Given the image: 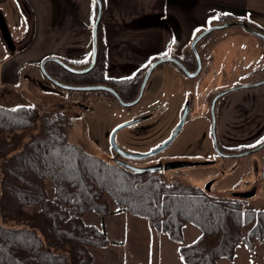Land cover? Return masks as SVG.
I'll list each match as a JSON object with an SVG mask.
<instances>
[{
  "label": "trees",
  "instance_id": "trees-1",
  "mask_svg": "<svg viewBox=\"0 0 264 264\" xmlns=\"http://www.w3.org/2000/svg\"><path fill=\"white\" fill-rule=\"evenodd\" d=\"M234 18L221 14L216 22ZM89 62L90 58L72 66L84 68ZM146 67L129 77H108L100 25L96 61L88 72L74 74L54 62L45 65L62 83L107 85L124 101L135 98ZM68 92L82 95L85 102L90 98L118 104L104 91ZM37 117L34 105H0V264H94L89 248L106 247L113 241L103 226L86 224L83 216L89 212L109 215L105 194L117 210L147 219L179 243L183 264H218L220 258L232 261L240 243L254 251L255 242L264 240V209L242 208L235 201L238 198L223 192L210 194L154 173L129 171L95 147L71 142L66 131L70 120L58 109L41 115L40 130L20 147ZM187 225L199 235L181 244Z\"/></svg>",
  "mask_w": 264,
  "mask_h": 264
},
{
  "label": "rangeland",
  "instance_id": "rangeland-1",
  "mask_svg": "<svg viewBox=\"0 0 264 264\" xmlns=\"http://www.w3.org/2000/svg\"><path fill=\"white\" fill-rule=\"evenodd\" d=\"M13 3V0H8L6 4L0 5V10L7 22L11 40L20 36L22 39L16 43L23 46L26 40L22 32L24 23L22 20H18L15 10L17 6ZM248 8L247 20L264 28V0H248ZM12 11L16 14L15 19L12 17L14 16ZM240 38L250 41V45L246 44L245 47L253 48L254 46L264 51V39L244 31L238 25L215 30L208 34L205 40H209L207 42L217 40L219 41L217 47H223L230 45L231 40L237 45ZM199 48L197 47V51H200ZM10 51V43L0 35V105L6 108L34 105L38 109L36 124L24 136L20 147L30 140L32 134H36L40 130L41 115L56 109L67 115L70 120V126L67 127L66 131L71 142L84 147H95L107 154H111L109 135L112 129L143 113L147 107V98L158 99L155 103H162L166 107L153 117L118 131L115 142L120 148L131 153H141L154 149L169 136L178 120L180 93L177 81L179 79L163 84L160 82L161 84H159L153 80L154 76H151L146 90L143 92V97L139 103L131 107H124L110 100L91 101L89 98L85 102L82 101V95L69 93V90L61 89L47 82L37 70L30 66L21 69L16 82L6 79L2 71ZM166 64L163 65L164 69ZM159 72H161L160 69H157L155 74ZM33 79L42 85L36 82V86L31 87L30 82ZM157 89L159 90L157 91ZM164 89H168L170 92L165 94ZM244 90L248 89L234 91L233 95L240 96ZM140 125H144L145 128L140 130L138 128ZM197 126L199 123H187L173 143L157 156L169 157L178 154L179 146L192 135L194 127ZM131 135L136 136L130 138ZM258 139H253L245 144L254 145ZM256 156L258 157V164L263 167L264 148L254 154L224 157L221 167L215 165L183 169L180 172L165 171L160 175H154L167 181L177 180L193 186H202L209 177H215L217 181L213 184L212 189L217 192L227 190L244 192L255 187L254 195L248 198H238L235 201L242 208L264 209V181L255 174L256 170H261L259 166L255 169L254 157ZM46 190L49 198H52L53 189L49 181L46 182ZM105 197L109 201L111 211L109 215L101 217L89 212L83 216L86 224L103 226L108 238L113 241L106 247L89 248L94 264H183L177 251L179 243L173 242L166 234L159 232L147 219L117 210L115 203L109 196L105 194ZM198 235L199 231L195 227L187 225L184 231V241L181 244L190 243ZM218 264H264V240L261 243L255 242L254 251H249L243 243H240L235 248L232 261L220 258Z\"/></svg>",
  "mask_w": 264,
  "mask_h": 264
},
{
  "label": "crops",
  "instance_id": "crops-1",
  "mask_svg": "<svg viewBox=\"0 0 264 264\" xmlns=\"http://www.w3.org/2000/svg\"><path fill=\"white\" fill-rule=\"evenodd\" d=\"M13 1L17 18L24 23L26 40L21 48L16 42L22 38L14 37L17 47L11 46L2 71L6 79L16 82L26 66L40 73L38 65L46 57H57L70 65L91 57L95 0ZM7 2L0 0V5ZM101 4L99 25L106 75L113 78L132 76L153 57L186 51L199 32L222 23L216 22L221 14L243 20L264 33V28L247 20L248 0H101ZM263 60L260 57L259 63ZM40 76L46 80L41 73ZM255 77L250 75L245 81L252 82ZM36 82L33 79L30 86L35 87ZM238 99L242 104L229 115L221 113L220 135L224 143H249L264 137V85L244 90Z\"/></svg>",
  "mask_w": 264,
  "mask_h": 264
},
{
  "label": "flooded vegetation",
  "instance_id": "flooded-vegetation-1",
  "mask_svg": "<svg viewBox=\"0 0 264 264\" xmlns=\"http://www.w3.org/2000/svg\"><path fill=\"white\" fill-rule=\"evenodd\" d=\"M244 40H245L244 38H240L237 45H235L232 42L233 40H231L230 45L223 47H217V44L219 43V41L217 40L213 42L212 41L207 42L209 40H206L202 44H197V47L201 48L200 51H197L201 60V67L199 69L197 68L198 66H197L196 57L194 56L190 46L188 47V49H186V51H181L178 55L172 53L163 55V56L176 57L181 62V64L183 65L186 71H184L183 69L179 68L177 65L172 63H167L164 69L163 65L165 63H162L156 66L150 73L147 83L151 76H154L153 80L158 82L159 84L161 83L163 84L164 82H169V81L172 82V80L174 79H179L177 81V85L179 88L180 97L178 98V102H179L178 120L175 126L177 125L183 113H184V122L177 136L174 138V140L178 137L183 127L187 123L188 124L199 123V126L194 127L192 131L193 132L192 135L179 146L178 154L169 157H158L157 156L159 154L158 153L154 156L144 159H131V158H126L122 155H117L111 149V154L106 153L107 158L114 161L113 158L116 157L117 160H121L138 167L157 166L160 165V163H162V165L165 164L167 166L170 165L171 168L168 170H162L161 172H149L158 175L164 173L165 171L180 172L183 169L199 168V167L203 168V167L215 166V165L221 167L224 156L217 153L215 149V144L212 135L213 118L215 121L214 130L216 137V145L221 152L223 153L241 152L249 147L259 144L260 142L262 143L264 137L259 138L257 142L251 146L246 145L245 142L236 143V144L224 143L222 142L220 135L221 113L224 117H226L231 113L233 108L239 106L240 104H242V102L241 99L240 100L238 99L239 98L238 95H233V92L221 96H219V94L231 87L246 83L257 82L259 80L264 79V60L263 63H259L260 57L263 56L264 58V51H261L259 50V48H256L254 46L253 48L251 47L249 48V46L245 47L246 44L250 45V41L245 40L246 43H244L245 42ZM203 44L204 46H202ZM10 45L15 46V48L17 47V45L13 40L12 42H10ZM151 62L147 64V67L150 65ZM147 67L145 68L143 75ZM157 69H160L161 72L155 74L157 72ZM254 74L256 76L254 78L255 79L254 81L246 82L244 80L248 76L250 75L253 76ZM158 90L159 89H157V91ZM167 90L168 89H164L163 92L165 94H167V92H170V90L168 91ZM157 100L158 99H155L153 97L147 98L146 110H144L143 113L134 116L133 119L146 117L144 119L146 120L162 112L166 106L162 105V103H155ZM142 121L137 122L135 124L141 123ZM138 128L141 130L144 129L145 126L140 125L138 126ZM134 136L131 135L130 138H133ZM173 141L171 142V144L173 143ZM257 161H258V157L256 156L254 157L255 169H256V165L260 166V164H258ZM196 162H198V164H194ZM203 162H205L206 164H202ZM257 173L258 171L256 170L255 174L258 175ZM216 181L217 178L215 177H209L207 179L206 183L208 182L211 183V186L208 189V191H205L201 186L199 187L206 193H210V194L221 193L214 191L212 189L213 184ZM206 183H204V185ZM222 192L226 193L227 196L230 197H235L234 193H239L230 190L222 191ZM235 198H239V197H235Z\"/></svg>",
  "mask_w": 264,
  "mask_h": 264
},
{
  "label": "water",
  "instance_id": "water-1",
  "mask_svg": "<svg viewBox=\"0 0 264 264\" xmlns=\"http://www.w3.org/2000/svg\"><path fill=\"white\" fill-rule=\"evenodd\" d=\"M96 4H97V13H96V17L94 19V23H93V27H92V52H91V57H90V62L88 64V66L84 67V68H75L69 64H67L66 62L62 61L61 59L57 58V57H46L44 58L42 61H40L38 68L40 70V73L43 75V77L49 81L51 84L55 85L56 87H59L61 89L64 90H69V91H75V92H81V91H104L107 92L109 94L112 95L113 99L121 106L124 107H131L136 105L142 95L143 92L145 90V86L147 84V80L148 77L150 75V73L152 72V70L158 66L159 64L162 63H172L177 65L179 68L183 69L184 71L185 68L183 67V65L181 64V62L173 56H163L160 57L156 60H154L153 62L150 63V65L147 67L143 78L141 80L138 92L135 96L134 99L130 100V101H124L119 94L110 86L107 85H103V84H93V85H71V84H66V83H62L60 81H58L57 79L53 78L46 70L45 65L47 62H54L57 65H59L60 67H62L63 69L74 73V74H83L88 72L95 64L96 61V57H97V31H98V26H99V21H100V17H101V11H102V4H101V0H95ZM233 25H238L240 26L244 31L249 32L261 39H264V33L254 29L253 27H251L250 25H248L245 21L240 20V19H234V20H229V21H225L222 23H217V24H213L207 28H205L204 30H202L201 32H199L194 39L191 41L190 43V48L193 51L194 56L196 57L197 60V68L199 69L201 67V60L200 57L198 55L197 52V44L198 42L203 39L204 37H206L208 34H210L211 32L218 30V29H222V28H226L229 26H233ZM0 35L2 36V38L4 40H6L7 42H12L11 37H10V33L8 30V25L7 22L5 20V17L3 15V13L0 10ZM264 85V79L259 80L257 82H252V83H246V84H242V85H237L234 87H231L225 91H223L222 93L219 94V96L230 93V92H234V91H238V90H242V89H253V88H257L260 86ZM146 117H140V118H136V119H131L128 121H125L123 123H120L119 125L115 126L110 135H109V141L111 144V148L112 150L117 154V155H122L126 158H131V159H144V158H148L151 156H154L160 152H162L164 149H166L171 142L174 140V138L177 136L179 130L181 129L183 122H184V113L182 114V116L180 117L177 125L175 126L174 130L171 132V134L169 135V137L163 141L160 145H158L157 147H155L154 149H151L149 151H145V152H141V153H131L128 151L123 150L122 148H120L116 142H115V136L116 133L118 131H120L121 129L131 126L137 122H140L142 120H144ZM215 121L214 118L212 119V135H213V141L215 144V149L217 151V153L221 154L224 157H238V156H243V155H247V154H254L257 151L261 150L264 148V141L262 143H260L259 145L252 147L250 149L241 151V152H236V153H223L219 150V148L216 145V137H215ZM114 162L117 163L118 165L124 167L125 169L135 172V173H147V172H161L162 170H168L170 169V165H162V163H160V165L157 166H146V167H138L135 165H131L127 162L121 161V160H117L116 157L113 158ZM194 164H198V162L194 163ZM202 164H206L205 162H203ZM182 165V164H181ZM261 178L264 181V166L261 169ZM211 183L208 182L206 183L204 186H201L205 191H208V189L210 188ZM255 187L251 188L248 191H244V192H239V193H234V195L236 197L239 198H248L252 195L255 194Z\"/></svg>",
  "mask_w": 264,
  "mask_h": 264
}]
</instances>
